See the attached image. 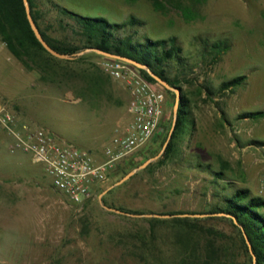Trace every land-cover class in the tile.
Listing matches in <instances>:
<instances>
[{"label": "rangeland", "instance_id": "rangeland-1", "mask_svg": "<svg viewBox=\"0 0 264 264\" xmlns=\"http://www.w3.org/2000/svg\"><path fill=\"white\" fill-rule=\"evenodd\" d=\"M34 1L45 32L77 51L84 48L85 37L60 7L123 23L117 35H130L133 41L164 40L165 49L179 48L162 66L188 100L180 154L110 190L102 197L106 206L133 215L204 214L224 206L239 188L259 196L264 176V0H156L159 9L154 0ZM89 53L61 62L54 83L40 80L37 70L26 68L0 41V106L20 123L43 128L59 142L102 160L115 126L126 120L130 91L105 72L103 55L80 59ZM93 73L101 76L99 85L92 84ZM240 75L245 76L241 83L220 88ZM174 100L175 94H166L164 133L132 154L138 164L160 152L171 129ZM248 112L263 115L240 117ZM11 144L0 127V264H166L176 255L172 224H156L151 237L150 218L101 206L99 195L120 176L110 177L83 206H74L51 187L41 165L23 152H11ZM220 171L223 179H216ZM199 225L222 231L227 235L223 244L232 245L230 224L204 220ZM245 259L236 253L234 261L245 264Z\"/></svg>", "mask_w": 264, "mask_h": 264}, {"label": "trees", "instance_id": "trees-1", "mask_svg": "<svg viewBox=\"0 0 264 264\" xmlns=\"http://www.w3.org/2000/svg\"><path fill=\"white\" fill-rule=\"evenodd\" d=\"M28 1L32 17L43 38L49 45L62 53L76 52L79 48L75 45L53 38L45 32L39 21L41 16L40 11L36 8L35 1ZM153 3L156 8H161L158 1L154 0ZM54 6L58 8L57 5ZM58 10L62 15L69 16L73 20L78 31L85 37L84 48L98 47L115 54L131 57L141 63L147 64L155 73L166 79L171 85L180 87L181 99L176 126L172 137L163 156L154 164H150L145 170L150 169L153 165H162L166 161L177 158L180 154V139L183 135L186 122L188 121V100L185 98L179 82L166 76L162 63L174 52H177L179 48L171 46L165 49L164 40L145 38L143 42H137L133 41L130 35L119 36L117 32L123 28L124 24L110 22L107 18L102 16H84L62 7L58 8ZM131 20L133 21L134 19ZM171 40L173 41L174 39ZM0 41L5 45L12 56L26 68L37 70L39 78L42 81L57 82L55 78L57 75L61 74V62L68 61L67 59H60L51 55L37 40L28 23L23 0H0ZM161 47L163 48L159 51ZM88 55L98 54L94 52L89 53L80 57V59ZM104 58L107 57L104 56ZM133 67L148 81L162 88L165 94L174 95L172 91L159 85L144 69ZM91 77L93 81L92 84H100L102 80L101 76L93 73ZM244 79L245 76L240 75L230 80L223 81L220 84V88L226 89L235 86ZM261 115H263L262 112H248L241 114L240 117L253 118ZM141 164L135 162V156L132 155L131 157H127L115 166L110 177L120 176L119 178L121 179L130 170ZM214 175L216 179H223L224 174L220 171L215 172ZM107 193H110V191ZM103 200L106 205L104 198ZM262 209H264L263 197L252 196L248 189L239 188L225 198L224 206L204 213L228 214L236 220L237 225L234 224L232 218L225 216L204 219L174 217L167 220L150 218L147 219V221L150 224L151 237L154 236L156 224L170 223L173 225L174 242L172 244V249L175 251L176 255L172 258H168L166 264H236L234 261L236 253L245 256V264H252V258L249 254L243 233L246 234L251 244L252 251L256 257V264H264V213L261 212ZM204 220H219L230 224L234 230L232 245L227 246L223 244L222 241L227 235L222 231L212 226H200L199 222ZM148 250L150 254L153 255L155 248L152 239L149 240ZM150 263V261H146L145 264Z\"/></svg>", "mask_w": 264, "mask_h": 264}, {"label": "built area", "instance_id": "built-area-1", "mask_svg": "<svg viewBox=\"0 0 264 264\" xmlns=\"http://www.w3.org/2000/svg\"><path fill=\"white\" fill-rule=\"evenodd\" d=\"M107 74L124 82L130 91L126 120L115 126L102 160L90 151L59 142L49 131L19 122L0 106V127L12 139L11 152H23L42 166L51 187L74 206H83L110 178L115 166L165 130L166 94L144 78L131 64L117 58H104ZM258 195L264 197V176Z\"/></svg>", "mask_w": 264, "mask_h": 264}, {"label": "water", "instance_id": "water-1", "mask_svg": "<svg viewBox=\"0 0 264 264\" xmlns=\"http://www.w3.org/2000/svg\"><path fill=\"white\" fill-rule=\"evenodd\" d=\"M23 4H24L25 13H26L28 23H29L35 37L51 55H53L57 58H61V59H74V58L79 57L85 53L95 52V53H98V54L103 55L105 57L121 59V60L128 62L129 64H131L137 68L144 69L159 85H161L162 87H164L167 90L174 92V94H175L171 129L168 133V137H167L166 141L164 142L160 152L157 155L150 157L147 160H145L141 165L130 170L121 179H119L117 182H115L114 184L109 186L106 190H104L99 195V200H100L101 206L103 208L110 210V211H113V212H117V213H121V214H125V215L137 216V217H146V218H174V217H193V218H196V217H210V216H225L228 218H232L234 224L237 225L236 220L232 216L225 214V213H217V214H167V215L166 214H164V215H161V214H140V215H133V214H129L126 212H121V211L116 210V209H112V208H110L104 204L102 197L107 192H109L110 190L120 186L121 184L126 182L128 179H130L132 176H134L136 173L144 170L150 164H152L153 162H156L158 159H160L163 156V154L165 153V150L169 144V141L172 137L175 126H176L178 108H179L180 99H181V89L178 86L171 85L166 79H164L163 77H161L160 75L155 73L147 64L141 63V62H139V61H137L131 57H128V56L115 54V53L100 49L98 47H86V48H83V49L76 51V52H73V53H62V52L55 50L53 47H51L49 45V43L43 38L42 34L40 33V30H39L34 18L32 17L29 1L23 0ZM243 236H244V240L246 242V245L248 247L249 253L252 257V264H256V257L252 251L251 244H250L245 233H243Z\"/></svg>", "mask_w": 264, "mask_h": 264}]
</instances>
